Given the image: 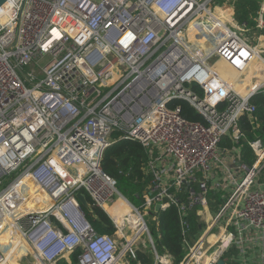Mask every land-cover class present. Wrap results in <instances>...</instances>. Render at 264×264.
<instances>
[{
    "label": "built area",
    "instance_id": "obj_1",
    "mask_svg": "<svg viewBox=\"0 0 264 264\" xmlns=\"http://www.w3.org/2000/svg\"><path fill=\"white\" fill-rule=\"evenodd\" d=\"M263 28L264 0L254 27L224 0L2 3L0 240L8 220L36 256L27 264H59L78 246L82 264H144L136 251L149 248L154 264H175L147 219L174 204L185 249L177 264H264V140H248L243 160L239 123L264 93ZM180 99L201 119L186 117ZM121 139L148 152L137 203L101 165ZM79 191L114 232L87 220ZM0 264H13L1 243Z\"/></svg>",
    "mask_w": 264,
    "mask_h": 264
},
{
    "label": "trees",
    "instance_id": "obj_2",
    "mask_svg": "<svg viewBox=\"0 0 264 264\" xmlns=\"http://www.w3.org/2000/svg\"><path fill=\"white\" fill-rule=\"evenodd\" d=\"M234 5V17L238 22L247 21L250 27L257 23V11L262 0H231ZM256 103V110L253 115H242L239 123L245 133L242 140V159L250 156L252 149L248 144L257 136L264 140V93L259 92L252 97ZM183 107V114L189 119H201V115L183 99L177 100ZM224 143H229L227 139ZM148 152L138 141L121 139L108 146L101 159L103 169L117 180L118 188L127 194L135 203L139 196L145 191L150 179L147 172ZM264 181V171L260 176ZM139 195V196H138ZM88 207L83 206L87 220L99 233H112L115 226L109 215L99 206L92 203L88 195ZM56 219V218H55ZM148 225L154 237L157 251L160 254L168 253L173 263L177 264L184 255L183 232L181 218L177 207L174 204L164 209H151L147 215ZM194 213L188 214L190 228L195 230L198 227ZM54 220V217H53ZM57 222V220H54ZM82 253L81 247H75L67 252V255L58 259L59 264H82L78 256ZM136 258L144 264H154V253L149 248L145 251H136Z\"/></svg>",
    "mask_w": 264,
    "mask_h": 264
},
{
    "label": "rangeland",
    "instance_id": "obj_3",
    "mask_svg": "<svg viewBox=\"0 0 264 264\" xmlns=\"http://www.w3.org/2000/svg\"><path fill=\"white\" fill-rule=\"evenodd\" d=\"M224 1H225L226 4H229V5H230V3H232L230 0H224ZM259 48L263 49V51L261 53L264 55V41L260 43V47ZM9 226L11 227V225H9ZM13 230H15V229H11V231H13ZM13 233L15 234V237L16 236L18 237L17 240H16V244H15L16 246H18L17 248L14 247L15 245L11 246V248L9 246H6V242H8L7 239H9V237H14V235H12V233L10 231H8V229L6 230V233H5L6 235L5 234L3 235V232L1 233L3 238H2V240H0V243L4 247L6 253L7 252L8 253L12 252L11 250H14L12 252V255H10V257H11L12 260H13V258L16 260V261H14L15 264H21L19 262V259L23 258L24 256H26L28 254H30L31 253L30 252L31 247H30V245L28 243H25V241L23 242V240L20 239L21 235H23L22 233H20L19 231H16V230ZM6 236H8V237L6 239L7 241L5 242V237ZM13 243H15V241ZM8 247L10 249H8ZM32 259L33 258L30 257V258H28V261L32 260Z\"/></svg>",
    "mask_w": 264,
    "mask_h": 264
},
{
    "label": "water",
    "instance_id": "obj_4",
    "mask_svg": "<svg viewBox=\"0 0 264 264\" xmlns=\"http://www.w3.org/2000/svg\"><path fill=\"white\" fill-rule=\"evenodd\" d=\"M6 0H0V5L2 4V3H4ZM262 32L264 33V28L262 29ZM76 197H77V199L81 202V205L82 206H84V207H88L89 206V202H88V199H87V196L83 193V192H81V191H79V192H77L76 193ZM35 205L36 206H40V204L36 201L35 202ZM156 209H159V207H160V205L159 204H156ZM23 210V209H22ZM21 210V211H22ZM19 212H17L16 213V215L18 214ZM10 224H9V221L7 220L6 221V223H5V225H4V227L2 228V232H4V231H6L7 229H9V226ZM30 257H32V255L31 254H28V255H26V256H24L23 258H21V259H19V262L21 263V264H27V262H28V258H30ZM218 264H225L224 263V259H219L218 260Z\"/></svg>",
    "mask_w": 264,
    "mask_h": 264
},
{
    "label": "bare ground",
    "instance_id": "obj_5",
    "mask_svg": "<svg viewBox=\"0 0 264 264\" xmlns=\"http://www.w3.org/2000/svg\"><path fill=\"white\" fill-rule=\"evenodd\" d=\"M40 206H42V205H40ZM132 220L134 219L133 217L131 218ZM130 224H132V221H131V223ZM139 223L137 222V223H135L134 224V227L133 228H130V227H127L129 224L128 223H126L125 225H124V228H127L128 230H133L134 228H135V226H136V228H138L139 227V225H138ZM11 228L12 227H9V229H8V231H10L11 233H12V235H14V237H9V239H7V237L8 236H6L5 237V242L8 240V242H6V246H9L10 248H11V246H13V245H15L16 244V240H17V236L15 237V234L13 233L15 230H13V231H11ZM2 233V232H1ZM6 233V231L5 232H3V235ZM6 235V234H5ZM20 237V236H19ZM3 238V237H2ZM7 239V240H6ZM20 239L21 240H23V242L25 241V243H28L29 244V242H28V239H27V237L25 236V235H21V237H20ZM19 239V240H20ZM15 241V243H13ZM8 247V249H10ZM15 248H17L18 246H14ZM4 248V247H3ZM12 252L14 251V250H11ZM12 252H7V256L10 258V260H11V262L13 263V264H15V262L14 261H16L14 258H13V260L11 259V257H10V255H12ZM32 261L31 262H38L37 260H35L36 259V256L35 255H32ZM21 259V258H20ZM31 262H29V263H31ZM32 264V263H31Z\"/></svg>",
    "mask_w": 264,
    "mask_h": 264
},
{
    "label": "crops",
    "instance_id": "obj_6",
    "mask_svg": "<svg viewBox=\"0 0 264 264\" xmlns=\"http://www.w3.org/2000/svg\"><path fill=\"white\" fill-rule=\"evenodd\" d=\"M257 82H258V81L253 80V81H252V85H253V86L256 85ZM87 258L89 259V255H88L87 253H85L84 256H83V259H87Z\"/></svg>",
    "mask_w": 264,
    "mask_h": 264
}]
</instances>
